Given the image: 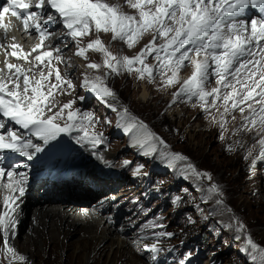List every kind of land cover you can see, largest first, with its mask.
I'll list each match as a JSON object with an SVG mask.
<instances>
[{"label":"snow or ice","instance_id":"snow-or-ice-1","mask_svg":"<svg viewBox=\"0 0 264 264\" xmlns=\"http://www.w3.org/2000/svg\"><path fill=\"white\" fill-rule=\"evenodd\" d=\"M125 4L136 14L130 15L122 5L106 0H7L0 9V53L4 55V67L0 68V264L3 260L7 264H31L10 242L15 238L20 205L29 186L27 172L18 171L22 165L6 163L10 154L31 161L53 141L73 133L80 134L73 137L80 144L103 142V134L92 130L99 123L93 112L74 109L75 101L61 105L57 98L71 95L76 86L58 67L63 62L60 45L46 48L45 41L55 34L51 26L62 25L65 37L76 44L77 56L87 59L89 51L102 54L103 65L89 63L87 67L99 71L103 66L107 71L102 76L85 75L81 83L102 103L116 100V93L107 83L110 77L135 72L138 79L149 82L159 77L164 87L180 84L179 91L173 94L174 101H195L206 113L219 112L220 118L212 116V122L219 123L222 131L227 130L226 118L238 110L241 115L246 111L248 114L237 131L264 133V0H125ZM250 10L258 11L247 17ZM9 15L22 24L25 33L32 35L34 30L38 36L39 43L30 51L15 42V37L8 42V33L14 29L12 21L6 19ZM93 32L96 38L81 47L82 39ZM99 33H111L112 40L122 41L129 48L146 34L151 33L152 39L137 55L129 57L113 54ZM10 57L29 66L13 63ZM149 57L156 63L149 64ZM189 66L191 75L181 83L180 73ZM211 76L216 77V87H208ZM122 118L128 121L126 132L135 129L139 133L135 143L146 149L144 155L156 151L153 141L165 143L148 131L147 125L130 117L127 108ZM258 143L259 157L264 160V137ZM166 159L171 167L187 158L173 153ZM187 170L197 178L212 180L190 163ZM140 171L138 166L134 174ZM208 192L222 195L215 184ZM216 203L222 201L217 199ZM234 219L235 224L228 227L238 234L235 238L243 236L247 247L256 254L253 259L264 264V247L254 242L242 221ZM147 251L158 253L160 249L154 243Z\"/></svg>","mask_w":264,"mask_h":264},{"label":"rangeland","instance_id":"rangeland-1","mask_svg":"<svg viewBox=\"0 0 264 264\" xmlns=\"http://www.w3.org/2000/svg\"><path fill=\"white\" fill-rule=\"evenodd\" d=\"M257 11H248L247 17L256 15ZM18 25L19 28L23 27L20 22ZM56 28L61 29V26L51 27L50 30H56L58 33L60 30L57 31ZM20 33L21 30L14 31L13 37L15 42L21 45L24 35L21 36ZM94 33L84 37L80 46L84 47L90 40L95 39L97 34ZM104 34L99 33V37L113 54L129 57L137 55L152 39L151 33L146 34L135 45L138 48L130 49L124 42L125 46L117 44L122 41L112 40L111 33ZM33 38L34 35L29 36L27 41L31 42ZM68 40L72 41L70 37ZM68 40L55 41L50 37L45 41V45L46 48H53L57 44L68 46L62 48L63 62L58 67L61 74L73 79L72 82L76 86L70 96V100L75 101L73 108L95 114L99 123L92 130L103 134V142L98 144L103 147L100 155L98 153L94 157L99 160L101 158V161H113L112 172L117 174L119 180L103 184L101 190L94 192L93 187L101 186L103 182L96 174H91L90 182L81 186L88 190L83 191L82 196L86 198L89 193L94 200L89 204L77 202L73 205L91 207L104 203L106 213H103L102 217H106L100 227L93 231H81L68 238L70 246L65 249L60 245L53 248L51 244L48 251L49 248L46 250L39 241L35 255L28 257L25 254V257L31 264H69V256L74 250L72 242L80 239L81 234L87 238H97L103 235V227L104 230L112 229L110 237L113 240L124 241L121 256H105L106 247L110 244L108 240L104 245L96 246L95 249L93 245L82 253L79 258L81 264H153V253L147 249L154 243L160 249L158 255L167 260L166 264H258V260L253 259L256 254L247 247L243 236L236 239L238 234L228 225H234V218H238L244 223L254 242L264 247V160L259 157L258 143L264 133L258 135L255 130L237 131L241 128L243 117L228 120L227 130L222 131L219 123L212 122V117L206 118L208 113L196 105L195 101H174L170 95L160 94L165 91L163 86H157L155 81L138 79L135 72H122L120 75H113V78L110 77L107 83L116 93V100H108V104L102 103L93 93L81 87L85 75L102 76L107 71L103 66L99 71L87 67L89 63L103 65L102 54L89 51L88 58L84 59L76 55L75 42L69 43ZM70 48L72 49L69 50ZM67 50L70 51L69 56ZM67 58L68 61L71 58L76 63L74 69L68 68ZM9 59L13 63L24 64L23 61L11 57ZM147 62L153 64L154 60L149 57ZM183 70L190 74L192 72L191 66ZM143 86H146L149 93L146 99L142 96ZM210 86H217L215 76L209 78ZM178 91L179 89L174 93ZM81 96L84 97L83 100L79 99ZM108 105L115 106L117 110L113 111ZM124 108L128 109L130 117H135L137 122L147 125L148 131L165 143L153 141L156 151L144 155L146 149H141L135 143L139 134L135 129L132 132L125 131L128 121L127 118H122ZM217 116L219 115H216L218 120L220 117ZM77 135L80 134L66 136L67 143L74 147L80 145L73 138ZM73 150L75 151L74 148ZM173 153L183 155L187 158L186 161H178L170 167L166 156ZM125 161L130 163L125 165ZM189 163L199 172L209 174L212 180L192 175L187 170ZM138 166L141 171L136 175L134 173ZM213 184L218 186L222 195L208 192ZM61 187L64 192L73 189L63 183ZM45 192L46 188L44 191L42 188L30 190L27 201L20 208L16 224L17 233L22 236L20 240L23 236L31 235L30 225L35 217H45L44 208L68 205L71 201L65 198L44 197ZM116 195L120 197L113 199ZM217 199L222 203L217 204ZM74 217H77V214H74ZM68 220L71 221V218ZM56 221L51 222L49 217L47 228L45 227L46 234L52 230L50 225ZM161 233L165 235H160ZM168 233L172 235L168 236ZM0 235L2 238V233ZM62 238L58 237V240ZM2 243L0 240V246ZM27 248L24 247V250L29 252ZM96 254L99 256L96 257ZM87 255L88 261L83 262ZM94 259H101V262Z\"/></svg>","mask_w":264,"mask_h":264},{"label":"bare ground","instance_id":"bare-ground-1","mask_svg":"<svg viewBox=\"0 0 264 264\" xmlns=\"http://www.w3.org/2000/svg\"><path fill=\"white\" fill-rule=\"evenodd\" d=\"M106 2L109 3V4L124 5L122 7V10L124 12H126V13H128L130 15H135L136 14L134 9H131V8L127 7V5L125 4V0H106ZM6 19H10L12 21V23L14 25V31H16V32L19 31L20 32V30H21V33H20L21 36L24 35L22 37L23 44H21V45L23 46L24 49H26L25 51H30L32 47H34L37 43H39L38 36L35 34L34 30H32V33H33L32 35H28L27 33H25L23 31V27L19 28V25H18L19 21H16L15 19H12V17H10V15ZM57 26H61V29H57L56 28L57 31L60 30V31H58V33L56 32V30H54L53 33H55V34L52 35L53 40H55V39H57V40L67 39L68 40L69 37H65L66 30H64L62 28V25L58 24V25L51 26V27H57ZM33 35H34L33 40L31 42H28L27 38L29 36H33ZM94 35H95V33H94ZM12 38H13V34L10 37V40ZM37 39H38V42H36ZM57 40H55V41H57ZM107 41L108 40H106V42ZM68 42L71 43L72 41L70 42V40H68ZM117 44L124 45L123 42H119ZM60 47L62 49L64 47L67 48L68 46L64 44V45H60ZM121 47L122 46H120V48ZM135 48H138V46H134V47H132L130 49H135ZM48 49H51V48H48ZM71 49L72 48H70L69 50H71ZM69 50L66 51L68 56H69V53H70ZM33 56H35V55H33ZM3 60H4V55L2 53H0V63H2V67H0V68L4 67ZM68 60L69 59L67 58V66H68V68H73L74 69V66H76V63L74 61H72L71 58H70V61H68ZM154 63H156V62L154 61ZM60 64H62V63H60ZM67 73H68V71H67ZM74 74H75V72H74ZM190 75H191L190 73H187L185 70H182L181 73H180L181 83L183 82L184 79H187ZM155 84L157 86L159 84V85L164 87V85L161 83L159 77L156 78ZM180 86H181L180 84H176L174 87H164L165 91L163 92V91L160 90L161 91L160 94L170 95L171 98H174V96H172V95L174 94V91H177V89L180 88ZM208 87H209V85H208ZM210 88H212V86H210ZM69 91H71V90H69ZM70 96L71 95L65 94V95H62V96H58L57 98H58V100L60 101V103L62 105L63 103H67V102L71 101L70 100ZM142 96H143L144 99L149 97V93H148V91L146 89V86H143ZM196 105H198V104H196ZM247 114L248 113L246 111L244 113V115H241V113L237 110V111H234L231 115H229L226 119H227V121L230 120V119H233V116L235 117L234 119H237L238 117L239 118L243 117V119H244V116H246ZM213 115L214 116L219 115V112H216L215 110H212L211 114L208 113L207 114L208 117H206V118H210ZM217 117H219V116H217ZM135 132L137 134H139L136 130H135ZM65 137H66L65 135H62L59 138V140L65 138ZM64 143H67V142H64ZM101 162L104 163V162H107V161L104 159ZM95 180H97V179L95 178ZM46 185H48V186L57 185L58 188H62L61 184H57V183H53V182L52 183L43 182V183L40 184V188L44 189ZM29 192H30V190L28 188L25 196L22 198V203L20 205V208L27 201V196H28ZM119 197H120L119 195H116L113 199H118ZM45 205L43 206V208L45 207ZM105 207H106V205L104 203H100L98 206L94 205V206H91V207H86V206L85 207H81V206L80 207H75V206H70V205H64V206L59 205V206H54V207H46V208L43 209V212L46 213V215H44L45 217H41V218L39 216L35 217V219L31 223V225H30V233H31V235L23 236V239L20 240V238L22 236H20L19 233H17V229L15 228L16 235H15V238L12 239L11 244H12V246L15 248V250L19 254H21L23 256L28 255V257H30V255H32V254L35 255V249H36L37 243L39 241L42 242V245L45 246L46 250H47V248H49L48 251H50V249H51L50 248L51 244H52L53 248H55L57 245H60V246H62L65 249L66 247L70 246V243L67 241L68 238L69 239L72 238L74 235L80 233L81 231H82V233H83V231H90V230L93 231V230L97 229L98 227H100V225L102 224V221L105 220V217H106V215L104 217H102V214L106 213L105 212ZM35 213L37 214V211ZM68 213H71V214H68ZM113 213H115V212H113ZM74 214H77V217H74ZM49 217L51 218V222L55 221V220H57V221L50 225V226H52V230L48 234H46L45 233V227L49 223L48 222L49 221ZM70 218H71V221L68 220ZM107 228H109V227H107ZM102 230H103V232H102L103 235H101V236H99L97 238L96 237H90V236H89V238H87L85 235L81 234V238L80 239H78L77 241L72 242L71 245L74 247V250L71 252V254L69 256V258H70L69 264H81V261L79 260V258L81 257L82 253H84L88 249H91V247L93 245H94V249L96 248V246H102L108 240H110V244H109L108 247H106L107 249H106V252H105V256L107 258H111V257L116 258L118 256V254H119V256H121V250H122L124 241L123 240H121V241L120 240H113L110 237L111 234H112L111 233L112 229L104 230V228L102 227L101 231ZM58 237H63V238L61 240H58ZM65 237H67V238L65 239ZM0 240H2L1 235H0ZM126 245H127V243H126ZM24 247H28L27 249H29V252H26L27 250H24ZM98 256H99V254H96V257H98ZM2 259H3V257H0V260H2ZM87 261H88V255L85 257V259L83 258V262H87ZM95 261H98L100 263L101 259H97ZM98 262H96V263H98ZM3 264H7V260H3ZM49 264H51V263H49Z\"/></svg>","mask_w":264,"mask_h":264},{"label":"trees","instance_id":"trees-1","mask_svg":"<svg viewBox=\"0 0 264 264\" xmlns=\"http://www.w3.org/2000/svg\"><path fill=\"white\" fill-rule=\"evenodd\" d=\"M204 238V237H203Z\"/></svg>","mask_w":264,"mask_h":264}]
</instances>
